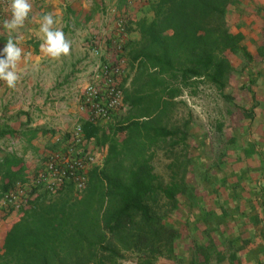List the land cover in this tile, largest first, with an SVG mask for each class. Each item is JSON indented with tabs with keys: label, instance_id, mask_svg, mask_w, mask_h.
I'll return each instance as SVG.
<instances>
[{
	"label": "rangeland",
	"instance_id": "1",
	"mask_svg": "<svg viewBox=\"0 0 264 264\" xmlns=\"http://www.w3.org/2000/svg\"><path fill=\"white\" fill-rule=\"evenodd\" d=\"M225 4L202 25L206 31L189 33L186 43L171 54L176 65L186 64L195 51H211L227 57L232 70L223 91L217 90L205 76L190 79L175 98L167 100L157 110L154 98L138 110H131L126 103V108L114 118L99 125L100 140H103L101 134L111 136L130 116L148 114L146 120L150 123L173 132L145 151L139 150L144 144L137 136L135 139L142 142V146L136 147V142H131V149L125 148L124 154L115 160L120 163V169L127 172L139 153H144L150 157L157 175L155 186L175 183L185 188L183 193L176 194V203L158 191L146 200L165 231L161 230L159 236L150 235V230L137 217L126 235L112 237L102 228L106 204L103 190H90L89 193L87 188L79 191L68 185L56 194L41 191L34 195L41 194L50 202L59 201L66 206L68 222L58 239L45 242L49 252L46 264H101V259L104 264H146L148 260L150 264H213L210 261L217 257L215 244L224 241L221 236L216 237L220 231L215 225L202 224L196 206L211 192V186L220 182L230 184L237 170L257 167L264 160V0H226ZM123 27L125 30V24ZM139 27L136 24L127 29L135 38L125 46L128 54L127 72L122 80L124 95L143 86L141 76L147 69L140 72L138 69L145 60V53L162 52L142 40ZM225 32L240 33L245 51L224 50L220 36ZM165 33L172 36L173 31L167 29ZM179 61L182 63H177ZM20 126L17 125L18 129ZM27 135L29 137L30 133ZM116 136L122 138L123 133ZM24 142L26 145L16 150L21 158L28 154L25 159L32 166L37 153L33 145ZM95 142L104 165L107 148ZM0 146L7 149L6 139ZM117 149L121 150L120 146ZM254 167L253 170H258ZM8 218L0 210L1 225H5ZM12 264L43 263L21 260Z\"/></svg>",
	"mask_w": 264,
	"mask_h": 264
},
{
	"label": "trees",
	"instance_id": "2",
	"mask_svg": "<svg viewBox=\"0 0 264 264\" xmlns=\"http://www.w3.org/2000/svg\"><path fill=\"white\" fill-rule=\"evenodd\" d=\"M225 3L226 0H155L152 6L153 18L149 22L142 21L139 31L142 40L148 41L162 52L145 53V60L139 64L138 72L147 69L141 76L144 84L124 95V101L130 105L131 110H138L143 104L152 102L153 98L154 108L157 110L161 104L175 98L190 79L201 76H205L217 90L223 91L232 70L227 57L215 55L211 51H195L186 64L176 65L171 54L186 43V35L189 33L195 35L201 30L206 31L202 25L214 12L218 13V7L225 6ZM167 29L173 31L172 36L165 33ZM201 38L199 35V39ZM220 39L224 50L232 53L245 51L241 45L240 33L225 32ZM147 115L130 116L111 136L101 134L103 140H100L99 126L89 121L83 122L85 135L107 148L104 165L90 172L86 188L89 193L90 190L104 191L106 204L101 218L102 228L112 237L126 235V231L134 227L137 217L150 230V235L159 236L165 228L159 217L151 213L146 200L158 191L176 203V194L185 191V188H179L175 183L165 187L155 186L157 175L150 157L144 153H139L127 172H123L120 163L115 161L124 154L125 148L131 149L129 145L133 141L136 142V147H141L143 142L144 148L139 150L145 151L148 146L173 133L165 127L150 123L146 120L149 117ZM141 117L145 119L140 120ZM119 132L123 133L122 138L116 136ZM11 133L8 128H0V137ZM137 136L142 139L141 143L135 139ZM118 146L121 150L117 149ZM24 173L23 159L15 152L5 153L0 158V193L8 190L16 180L22 179ZM60 203L50 202L41 194L31 195L22 202L17 216L7 222L1 231L0 264H12L21 260L46 264L49 252L45 242L58 239L68 223L66 206ZM100 263L104 264V261L101 259ZM150 263V260L146 262Z\"/></svg>",
	"mask_w": 264,
	"mask_h": 264
},
{
	"label": "crops",
	"instance_id": "3",
	"mask_svg": "<svg viewBox=\"0 0 264 264\" xmlns=\"http://www.w3.org/2000/svg\"><path fill=\"white\" fill-rule=\"evenodd\" d=\"M29 2L31 11L22 27L14 31L3 27L4 22L11 19V8L0 17V48L12 37L22 49L20 78L16 86L8 88L4 81H0V128L12 132L0 137V144L6 139L8 147L4 153L10 151L19 156L16 149L26 145L24 140L34 146L37 155L32 166L25 159L28 154L22 157L25 170L34 166L46 146L53 145V135L86 119V111L78 103V96L86 83L85 69H88H81L79 62L91 57L87 51L88 43L98 40L99 45L104 46V40L100 42V38L105 29L113 24H125V46L130 45L135 34L127 29L153 18L155 0ZM45 13L53 15L54 27L61 29L71 41L69 53L60 58H52L41 49L43 40L39 28ZM127 54L125 49L126 58ZM19 121L25 122L21 124ZM17 125L21 128L18 129ZM253 167L237 170L230 184L220 182L211 186V192L196 206L202 224L207 227L215 225L220 231L216 237L221 236L224 241L215 244L217 257L210 261L213 264H264V160L254 167L258 170ZM16 216L15 212L10 214L6 223ZM1 231L0 227V234Z\"/></svg>",
	"mask_w": 264,
	"mask_h": 264
},
{
	"label": "built area",
	"instance_id": "4",
	"mask_svg": "<svg viewBox=\"0 0 264 264\" xmlns=\"http://www.w3.org/2000/svg\"><path fill=\"white\" fill-rule=\"evenodd\" d=\"M11 8V0H0V17ZM125 30L123 24L105 29L104 46L91 40L87 45L90 58L83 60L86 83L79 91L78 103L86 111L85 121L96 126L111 120L126 108L122 80L126 76ZM53 145L40 153L34 166L25 170L22 179L0 193V210L6 215L17 213L22 202L41 191L56 194L67 185L76 190L86 188L89 174L103 166L101 150L95 139L87 137L83 123L77 122L63 133L53 135ZM4 149L0 148V158Z\"/></svg>",
	"mask_w": 264,
	"mask_h": 264
},
{
	"label": "clouds",
	"instance_id": "5",
	"mask_svg": "<svg viewBox=\"0 0 264 264\" xmlns=\"http://www.w3.org/2000/svg\"><path fill=\"white\" fill-rule=\"evenodd\" d=\"M29 0H11V19H7L3 27L14 31L24 25L31 11ZM56 20L51 13H45L40 23L42 33L41 49L52 58H60L70 51L71 41L65 33L54 27ZM22 59V49L17 45L15 39L9 37L0 48V81H4L8 88H14L20 78L19 62Z\"/></svg>",
	"mask_w": 264,
	"mask_h": 264
}]
</instances>
